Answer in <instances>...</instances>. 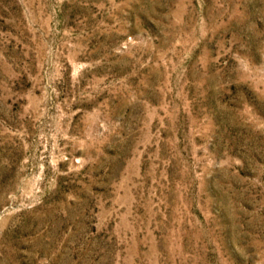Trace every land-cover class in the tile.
Listing matches in <instances>:
<instances>
[{
	"label": "rangeland",
	"instance_id": "rangeland-1",
	"mask_svg": "<svg viewBox=\"0 0 264 264\" xmlns=\"http://www.w3.org/2000/svg\"><path fill=\"white\" fill-rule=\"evenodd\" d=\"M0 264H264V0H0Z\"/></svg>",
	"mask_w": 264,
	"mask_h": 264
}]
</instances>
